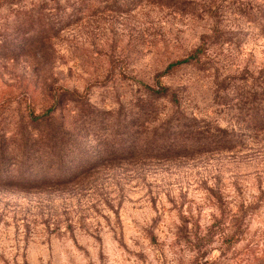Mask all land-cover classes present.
<instances>
[{
    "label": "rangeland",
    "instance_id": "374dc122",
    "mask_svg": "<svg viewBox=\"0 0 264 264\" xmlns=\"http://www.w3.org/2000/svg\"><path fill=\"white\" fill-rule=\"evenodd\" d=\"M160 1L0 0V134L55 101L65 109L56 117L72 100L104 109L160 101L170 112L167 98L146 95L153 76L210 22ZM69 2L87 7L61 25L55 14ZM223 16L225 30L239 33L210 47L215 69L188 64L159 78L188 115L230 128L233 113L221 103L234 84L219 91L226 100L214 99L215 77L264 73V32L258 20ZM107 169L82 185L1 188L0 264H264V137Z\"/></svg>",
    "mask_w": 264,
    "mask_h": 264
},
{
    "label": "trees",
    "instance_id": "16d2710c",
    "mask_svg": "<svg viewBox=\"0 0 264 264\" xmlns=\"http://www.w3.org/2000/svg\"><path fill=\"white\" fill-rule=\"evenodd\" d=\"M41 1L45 5L48 1L56 5L55 8L60 7V0ZM160 2L174 12H188L210 22L207 31L198 37L196 44L191 45L183 57L171 61L153 76L156 88L149 89L146 95L154 99L167 98L168 101L164 102L169 105L170 112L159 104L160 101L138 99L126 109H104L72 100L74 104L66 108L67 114L56 117L57 111L65 109H62L61 101H55L40 115L22 117L7 134H0V189L82 185L102 168L109 170L120 165H141L144 162L173 161L234 151L252 146L264 137L263 72L257 77L249 74L239 78L225 76L221 80L215 77L214 99H225L226 96L221 97L219 91H225L234 84V96L221 103L233 113L230 128L215 125L194 114L188 115L180 97L159 78L161 74L188 64L201 70L216 66L209 53L210 47L217 42L229 43L239 33V29L225 30L222 25L224 13L235 18L258 20L260 31L264 32V0ZM72 5L69 2L66 6H71L69 10L65 8L67 13L61 9L60 14H55L61 25L76 16L77 10ZM84 7L87 6L79 4L75 8ZM139 171L141 169L135 172Z\"/></svg>",
    "mask_w": 264,
    "mask_h": 264
}]
</instances>
